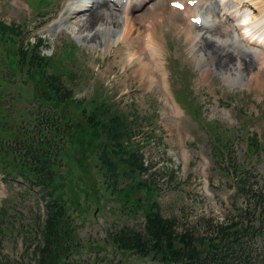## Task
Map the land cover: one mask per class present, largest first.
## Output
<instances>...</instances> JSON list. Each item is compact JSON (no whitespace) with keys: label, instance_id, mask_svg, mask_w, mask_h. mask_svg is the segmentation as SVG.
<instances>
[{"label":"rangeland","instance_id":"rangeland-1","mask_svg":"<svg viewBox=\"0 0 264 264\" xmlns=\"http://www.w3.org/2000/svg\"><path fill=\"white\" fill-rule=\"evenodd\" d=\"M26 1L27 0H0V19L6 20L7 23H17L21 25L27 37L31 38L34 36L30 34V30L28 31V25L34 18L33 12L26 14L23 11ZM165 9L166 10L163 12L164 23L159 28V31L163 33L165 30V39L169 40L167 47L169 51L168 58L170 61L173 60V64L181 71V73L173 72L170 75L169 83L171 87L180 95L178 98L181 100V103L184 104L181 96L183 86L185 84L186 91L189 92L187 87H189L188 84L191 82L194 92L190 95L194 103L197 101L200 105L207 108V111L204 112V117L209 122L223 120L221 123L225 122L230 126H235V124L242 119V116L248 117V121L251 123L250 130H255V133H258L261 146L258 148L257 153L252 156L246 155L248 147L246 140L250 134H248L249 131L247 129H244L245 135L237 146V156L240 165L247 167L253 165L257 167L258 181L256 182L258 185L256 187V192L261 193L262 190H259V188H264V149H262L264 148V91L255 84L252 88H255L258 93L246 88L242 90L236 88L230 89L223 85L221 82L222 78L218 76H215L217 79L214 85V93H212L211 90L209 91L208 88H205V86H203L204 83L200 79L201 75L199 77L198 71L195 70V60L188 56L187 51L189 45H185L186 41H184V37L179 38L175 35L177 31L176 22H178L181 27L186 26L188 22L182 20L178 13L174 14L172 19L168 18L167 10L171 9ZM64 10H66V8ZM145 11H150V8ZM36 33L39 32L36 31ZM72 36L67 33L57 36L55 40H51L52 45H55L54 48L45 49V53L43 54L47 58H51V55L57 51L60 55L57 60L60 72L65 71L73 73V75L64 73V84L72 88L74 94L80 101H83V103L92 102L91 106L87 107L88 113L92 111L101 113L103 111V104L109 101L107 100V96H109L115 102V109L117 111H120V113L125 116L131 117L133 124L130 126L132 127L131 132L130 130L128 131L130 135H133V139L131 141L132 145L129 146V150H137L143 147L148 148L149 142L152 141L153 143L155 141H160V148L154 149L155 153L150 151L154 162L149 155H147L146 158L153 164L151 172L154 173V179L160 189L159 199L164 216L171 218H178L179 216L181 218L179 220L180 224H186L187 222L185 221H190V226L196 227L200 233H204L206 231H213L217 224L224 223V221L227 220L229 209L232 208L231 206L233 204L251 201V198L243 197H240V200H235V189L229 187L232 181L224 180V183H221L219 182L220 179L217 173L211 171L209 175L213 177L216 186H213L212 189L210 188L211 196L209 202L205 200V203L196 202L192 205V199H190V197L193 194H199L196 185L199 177L192 168L189 169V167H184L182 171H176L178 162L170 150L173 148L175 150L177 130L175 129L170 109L163 96L158 92L157 87L152 90H146L143 88L144 86L141 85V80L135 77L130 80V84L129 82L127 83L126 77L121 74L120 65L118 64V59L120 57H118L116 53L117 48L112 50L114 52L112 55L102 57L104 54L103 51H95L87 46H79L77 43L78 50L76 56L71 57L66 55L60 47L64 41H67V43H74L71 42L74 38V36ZM26 39L27 38H25V40ZM76 41L79 42L78 40ZM137 46L138 44L134 43V49L127 52L129 56L135 51H139ZM61 55L65 56L61 58ZM186 55L189 57V61ZM12 60L17 65H15V69L12 68V71H15L17 67H21V65L18 63V59ZM187 65H189V67ZM28 71L26 67L24 73L14 72L15 83L8 87V93L12 96L15 95V97L20 96L22 98L20 100L21 103L28 104V107H36L37 102L35 98H38L41 93L43 95L46 94L43 88L47 83L39 72L35 70ZM48 72L54 74V69L51 67L48 69ZM26 81H28V87H32V81L36 83L35 88L26 90V86H24ZM225 84L228 85V83ZM32 89H35L33 93ZM37 92H40V94L36 96ZM95 92H105L107 95H104L101 101H98L95 99ZM47 102L48 100L45 98L43 103L46 104ZM106 107L109 106L107 105ZM60 110L63 116L67 115V117H69L68 114L70 112L72 115L76 114V107L72 103H65L60 106ZM15 113L18 115L16 110ZM79 118L84 120V116L78 114L77 117L72 119V122L79 124V122H81ZM182 126L192 133L193 137H191V143H193L196 138L200 140L205 139L206 135L198 124L184 121L182 122ZM70 130L72 132V140L64 144V151L61 153V157L59 156L61 159H59L56 164L52 165L54 166L53 170L58 173L56 174L57 180L54 181L55 187L58 188V195L65 199L68 204L67 213H70L71 217H75L74 223L72 224L78 228L76 234L82 238L83 241L81 243H87V241L92 242L97 239L96 244H100V246L95 245L93 249H95L97 253H102V257L106 264H158L151 261L149 258H140L135 253L119 252L113 246H107L105 247L106 249L102 248L105 244L102 238L106 236V229L113 227L116 221L117 227L123 226L126 222H128L127 224L130 226H139L144 222V219L141 216L139 218H133L132 216L121 214L123 208L121 201H118L115 196L111 195V191H108L106 180L103 176L104 173L99 172V170L94 167V162H92L89 157L93 150V145L97 144V139L91 136V131H85L83 127H80L78 130L71 127ZM164 144H166V147ZM127 169L128 167L121 166L118 169V173L121 174ZM173 170L176 176L174 179L171 178V173H174ZM143 178L147 181L151 180V178L148 179L146 176H143ZM121 179L125 181V183L128 182L125 177ZM15 188L20 190L18 186ZM5 194H7L6 191ZM5 194H3V197L6 196ZM14 194L17 196L14 199L15 205L20 211V214L15 216L14 219L19 220L18 222L30 223L27 229L32 232L35 231V223L32 224L31 220L27 218L28 216L32 217L30 211L33 204L28 200L23 201V199H21L23 197L18 196L16 193H8L7 196H10L9 199L11 200ZM252 195L253 193H250L247 196ZM1 196L0 194V197ZM254 196L255 195H253V200L255 199ZM220 200L226 201L225 205L223 204L224 206L220 204ZM8 205H10V202ZM183 214H186L187 217H183ZM69 222L71 223V221ZM15 223L17 224V221H14V224ZM8 232L7 235H10L9 230ZM24 235L26 234H16L14 232L13 235L7 236L3 243L4 248H0V255L7 254L12 257H19L25 245H23V243H19L18 245L16 241L18 237ZM63 240L66 244L65 238ZM246 241L248 252L252 259H254L255 264H264V231L261 236L256 238L253 237ZM75 246L79 248L76 244ZM88 246L89 245L86 244L83 250L86 248L88 250ZM16 248H18V250H15ZM32 256L33 255L30 254V258H32ZM75 257H78V255L75 254ZM93 257L92 255V259Z\"/></svg>","mask_w":264,"mask_h":264},{"label":"trees","instance_id":"trees-1","mask_svg":"<svg viewBox=\"0 0 264 264\" xmlns=\"http://www.w3.org/2000/svg\"><path fill=\"white\" fill-rule=\"evenodd\" d=\"M16 31V28L0 24L2 39L5 37L14 40ZM24 47V45L21 46L19 50L22 62L25 66H30L29 71L34 69L42 74V78L44 77L47 83L44 89L51 93L50 96L54 95L53 97L57 98L56 101H72L74 92L65 86L63 76L61 72H58V66L55 64L52 67L54 74L51 75L47 72L50 68L49 61L37 53L38 49L29 52V48ZM91 104L92 102L87 103L82 111L78 110L84 116V120L80 119L83 124L74 123L76 129L83 127L85 131H91V136L97 139L96 143L99 145L98 147L97 144L93 145L92 153L99 148L103 167L108 170L104 176L108 180L109 188L114 194L120 196L118 200L123 204L121 212L126 216L133 218L141 216L145 219L143 227L130 226L126 222L123 226L108 229L105 247L113 246L119 252H131L141 257L156 258L163 264H250V259L243 258L245 251L241 244L243 239L241 241L239 239L241 235L249 231V227H243L236 221H232L228 225L216 226L213 233L204 235L189 223L180 224L177 219L163 215L161 205L156 200V186L141 179L144 163L140 152L129 151L125 147V143L129 142L133 136L130 135L132 121L121 113H113L112 108L106 107L107 105L103 103L101 113L98 111L88 113L87 107ZM76 107L81 108L79 105ZM47 117L39 113L37 117V119L40 118L39 125L35 126L38 130L32 132L30 136L25 135L27 141H22L28 150L27 156L36 160H24L26 166L18 163L19 169H6V172L20 171L24 175L36 177L37 182L44 184L53 182L54 175L57 177L54 167L48 164L52 161L49 160L54 146L52 141L60 138L55 131L57 129V133H60L62 128L58 125L59 123L49 122ZM39 140H43V143L47 142L49 148H36ZM121 166L128 169L119 174L118 169ZM122 177H125L128 182L122 181ZM68 216L73 223L66 208L52 207L49 210L43 229L45 244L40 248L41 264L57 263L58 254H54L56 244H59L57 240L62 238L65 232L71 233ZM72 226L74 227L73 224ZM250 229L251 234H256V229ZM77 240L73 237L71 244H75Z\"/></svg>","mask_w":264,"mask_h":264},{"label":"bare ground","instance_id":"bare-ground-1","mask_svg":"<svg viewBox=\"0 0 264 264\" xmlns=\"http://www.w3.org/2000/svg\"><path fill=\"white\" fill-rule=\"evenodd\" d=\"M150 1L145 0L150 6V12L145 16L147 18L143 17L144 19L140 18V14H135L136 11L132 15L129 11L130 5H125L124 9L116 8L119 0H113L114 5L111 6L107 0H79L77 3L74 1L64 10L56 28L47 31L44 35L55 37L64 27V30L73 35L81 45H86L95 51H103L104 57L114 53L112 50L117 48L116 53L120 57L118 64L127 83L130 84V80L135 77L141 80L142 86L148 84L147 89L152 90L157 86V78L155 68L145 55L142 21L153 19L149 25L152 31L150 44L153 54L161 60L160 39L163 33L159 31V28L164 23L163 12L166 9L163 6V0ZM233 2L221 11L218 7H214L212 16L207 18V23L214 18L219 20V25L211 33L199 31L189 22L182 27L176 22V34L179 37L184 36L189 45L188 56L195 60L202 80L207 82L210 78L218 76L231 87L246 82L249 88L255 84L264 91V73L257 70L252 61L237 58L232 51L224 47L226 40H233V24L228 22L229 17L238 12L243 3H249L257 10V13L249 10L243 21L237 20L236 22L247 24L244 29L251 36L249 42L248 39L246 43L241 42L242 47L254 50L251 46L257 41L256 36L264 37V8L257 0H233ZM92 5L93 8L90 9ZM87 8L89 9L86 11ZM176 13L178 12L167 10L168 18L172 19ZM123 14L126 15L125 19L121 18ZM154 21L157 23L152 24ZM134 43L138 44L137 48L140 52L135 51L129 56L127 52L134 49ZM205 65L212 68L210 76H207L205 72Z\"/></svg>","mask_w":264,"mask_h":264},{"label":"snow or ice","instance_id":"snow-or-ice-1","mask_svg":"<svg viewBox=\"0 0 264 264\" xmlns=\"http://www.w3.org/2000/svg\"><path fill=\"white\" fill-rule=\"evenodd\" d=\"M178 6H181L182 7V5H178Z\"/></svg>","mask_w":264,"mask_h":264}]
</instances>
